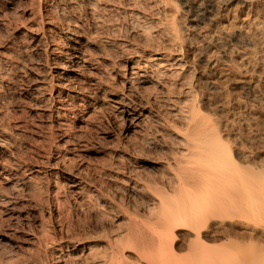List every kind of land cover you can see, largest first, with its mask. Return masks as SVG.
Segmentation results:
<instances>
[{"label": "rangeland", "instance_id": "374dc122", "mask_svg": "<svg viewBox=\"0 0 264 264\" xmlns=\"http://www.w3.org/2000/svg\"><path fill=\"white\" fill-rule=\"evenodd\" d=\"M205 127L264 160V0H0V264L109 260L193 167L182 139ZM216 227L203 241L225 247ZM189 231L173 235L176 258Z\"/></svg>", "mask_w": 264, "mask_h": 264}, {"label": "bare ground", "instance_id": "6f19581e", "mask_svg": "<svg viewBox=\"0 0 264 264\" xmlns=\"http://www.w3.org/2000/svg\"><path fill=\"white\" fill-rule=\"evenodd\" d=\"M94 1L96 2V0ZM72 53L71 55L75 56L77 54L74 58L78 61H83L82 63L88 62L80 52V49L74 48ZM132 69L135 70H132L129 76L123 78L126 84L129 83L131 85H128L129 89L130 87L132 88V83H137L141 81L140 78L144 77L137 72V70L142 69L139 65ZM17 83L15 86H17ZM124 83H122V86ZM196 95L194 93L190 103L191 110L188 112L189 119H187L190 124L200 114ZM120 100L114 102L120 105ZM125 104L127 103L121 105L128 106ZM125 112L128 113V111ZM199 133L198 137L201 138L195 137V139L194 135L187 133L184 134L185 138L182 139L186 143L184 145L186 148L183 158L186 159L187 167L193 166L190 167L191 171L188 168L189 173L188 171L184 172L186 169L184 168L182 169L183 173L188 175H174L175 170H173V185H170L171 182L167 183L168 185L166 186L174 187L169 186L170 189L169 187L166 189L164 186L161 192L157 187L153 189L154 192L158 190L161 193L159 195L154 193V199L156 200L157 196V200L156 203L154 200V203H151L153 206L154 204L156 205V208L153 207L154 213L152 211V213L150 212L151 214L149 213V216L152 215L153 218L148 217L152 218L153 222L150 221L149 224L147 220L146 223L149 225H146L143 220L146 227L141 228L142 226L140 225L141 227L136 229V231L138 230L137 232H133L135 228H131L132 226L130 229L133 230L127 228V233L130 230L127 236L125 234L123 238L109 243L110 257L109 260L102 264H125L124 253L129 250L137 252L138 258L141 257L144 264H264V160L262 158L255 162L252 158L246 157L241 160L225 142L216 136V131L213 129H206L205 127V130L202 129V133ZM2 138L0 142L6 143V138ZM183 163L181 162V164ZM182 167H186V165ZM177 169H181L180 166ZM169 179L172 181V178ZM152 196L151 198H153ZM88 217L90 218L91 216L88 215ZM225 219L232 220L234 224L249 227L248 229H250L252 234L249 232L248 235H250L246 238L243 237V234L241 237L238 235L240 233L231 232L232 229L229 232L224 228L226 225ZM135 225L137 226V224ZM214 225L219 226V231L214 229L215 233L218 231L222 236L226 235L227 239L231 240L227 242L228 244L225 247L224 245L219 246V248L222 247L223 249L218 247L210 248L212 245L210 247L206 245L211 243L207 244L203 241L210 229L213 231L212 227ZM182 228L190 230L188 245L186 244L188 249L185 247L188 251L186 255H188L184 259H179L176 258L177 256L175 257L176 247L173 245V235H175L176 230ZM227 239L224 240L227 241ZM216 241L218 240L212 242L216 243ZM141 259L139 258V260Z\"/></svg>", "mask_w": 264, "mask_h": 264}]
</instances>
